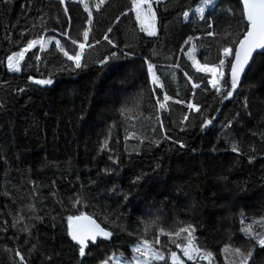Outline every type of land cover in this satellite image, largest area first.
Returning a JSON list of instances; mask_svg holds the SVG:
<instances>
[{"label": "trees", "instance_id": "obj_1", "mask_svg": "<svg viewBox=\"0 0 264 264\" xmlns=\"http://www.w3.org/2000/svg\"><path fill=\"white\" fill-rule=\"evenodd\" d=\"M201 2L158 0L150 36L130 16L132 0H105L99 9V0H0V264H19L16 250L28 264H100L130 256L141 239L172 264L170 252L180 249L155 237L187 225L196 245L212 253L196 264L236 260L225 246L254 247L250 264H264V248L244 231L264 233V53L229 99L216 94L187 48L202 65H215L220 48L244 30L243 7L212 0L200 16ZM31 40L43 43L25 52L20 71H9L7 57ZM57 40L69 54L79 50L72 40L85 43L87 67L76 69ZM49 78L51 85L35 83ZM228 81L226 65L221 87ZM205 118L212 123L201 128ZM130 132L147 139L126 140ZM81 213L113 233L83 258L67 228V217ZM20 215L43 218L24 221L31 236L12 226ZM184 235L176 242L185 243Z\"/></svg>", "mask_w": 264, "mask_h": 264}, {"label": "snow or ice", "instance_id": "obj_2", "mask_svg": "<svg viewBox=\"0 0 264 264\" xmlns=\"http://www.w3.org/2000/svg\"><path fill=\"white\" fill-rule=\"evenodd\" d=\"M63 2L64 0H61V3ZM202 2L211 4L212 0H202ZM104 3L105 0H99L96 8L99 9L100 6ZM152 4L153 0H132L131 10L135 11L137 21H140L141 23V30L146 31L150 36H155V11L153 10ZM85 9H88L87 4H85ZM65 11H67V9H65ZM201 11H203V9H201ZM230 11L231 10H228V13H230ZM123 15H127V13H124ZM183 15L188 16V13L184 12ZM89 16H91V11H89ZM241 22L244 25L243 32L238 34L236 39H233L227 45L222 46L217 65H213L211 67L205 65L202 69L200 68L199 63H197L196 65L198 70L206 71L211 74L212 78L208 80V83L212 86L213 89H215L216 94L221 95L224 100L229 99L233 95V92L238 87L241 74L245 72V68L246 66H249V62L251 60H254L253 54L258 49L264 50V0H243ZM208 26L209 28H211L212 24L209 23ZM108 31L111 32V28H109ZM206 34L209 37H214L217 35V33L213 31H209ZM88 37L89 31L85 30L83 32L84 40L87 41ZM104 39L114 47L116 46L107 35H105ZM71 42L73 45L78 44L79 50L74 54H69L68 51H65L60 46L59 40L56 41V46L60 47V50L63 52L64 56L67 57L69 61L73 62L76 69L87 67L86 63H82V59L84 57V49L86 47L85 43H78L77 40H72ZM38 43L42 45L43 41L31 40L22 51L8 56L7 67L9 71H20V61L23 59L25 52L35 47ZM88 46L91 47V45ZM112 56H115V53H113ZM107 62V59L100 61L101 64H105ZM226 65L230 68V81L226 82L224 88H222L220 81L221 79H223L224 73L221 71V69H223ZM152 70L153 66L149 64L148 71L152 73ZM156 82L157 81L155 78V74L153 73V83ZM35 83L41 85H51L53 81L51 78H49L37 80L35 81ZM199 87V84H193V88ZM168 99L170 98L165 95L164 100ZM160 107L163 108L164 104H160ZM188 108L194 109L197 113L201 111L200 106L195 104H188ZM183 119L184 122H187L189 120V117L185 115ZM211 123V119L205 118L201 124V128H205ZM131 138H136L141 144H143L147 139V137L141 138L137 136L135 132H130L125 137L126 140ZM164 139L171 140V137H168L165 134ZM174 142L180 143L179 141ZM149 143H154L156 146H159L160 141L152 140L149 141ZM107 146V142H105L102 148H107ZM180 147H184V145L180 143ZM232 150L234 152H237L238 148L233 147ZM110 159H113L114 163L118 162V158L116 157H110ZM33 191L35 193V189ZM52 195H55V193H52ZM81 202L82 201L79 196L74 200L75 204H80ZM28 210L34 213L35 206L30 205L28 207ZM33 219L42 221L43 218L37 215L27 217L24 215H20L17 220H14L12 226L15 227L16 224H22L23 226L21 227L20 231L25 233L26 236H31L32 225L25 224L24 221ZM67 222L68 235L71 236V239L75 241L76 245L78 246V252L81 258L88 255V252L86 250L89 249L90 244H95L97 242L98 237H102L103 239H110L113 236V233L111 231L102 228L100 224L96 222V220H94L91 216L85 215L84 213H81L80 215H69L67 217ZM244 231L256 241L260 248H264V233L253 234L250 227L244 229ZM194 233L195 228L192 225L180 227L179 230L175 232H167L164 229H160L159 234L155 237L154 243L157 245L160 244V236H167L169 242L175 244L176 248L182 251L187 260L193 261L194 264H196L198 260L210 261L212 253L204 252L200 247L196 245ZM182 234H186L183 236L185 243H177L176 240L179 239ZM129 235H132V233H129ZM25 242H27V240H25ZM33 248H35V245H33ZM134 251L137 255H134L131 260L125 261V264H152V261L154 260L165 261V264H167L164 253L158 251L155 247H153V243L148 241L147 239H141L140 242L136 245ZM223 251L237 258L236 260L228 259L227 264H250L255 248L253 247L251 250L245 252L242 251L241 248L233 249L231 246H225ZM15 256L19 257V264H28V261L25 260L24 255L21 254L19 250H16ZM48 259L50 260L51 257H49ZM170 259L172 261V264H184V261L177 255L175 251L170 252ZM113 260L114 257L110 256L108 259L102 261V264H110V262ZM115 264H121L120 260L115 259Z\"/></svg>", "mask_w": 264, "mask_h": 264}, {"label": "rangeland", "instance_id": "obj_3", "mask_svg": "<svg viewBox=\"0 0 264 264\" xmlns=\"http://www.w3.org/2000/svg\"><path fill=\"white\" fill-rule=\"evenodd\" d=\"M158 0H156V2H157ZM205 5H208V4H206V3H202V4H200L199 5V9H200V11H199V13L200 14H202L203 13V11H201V8H203ZM152 7H153V4H152ZM154 10V9H153ZM155 11V10H154ZM130 16H132V18H133V20L137 23V24H139L140 26H141V23H140V21H137V19H136V13H135V11H133L132 10V12L130 13ZM154 25H155V31H156V33H157V26H156V17H155V20H154ZM146 32V31H145ZM147 33V32H146ZM148 34V33H147ZM188 49V51H187V55H188V57H189V59L191 60V62H192V64L194 65V67L197 69V63H199V60L195 57V54H194V51H195V48L194 47H188L187 48ZM220 50H221V48H220ZM219 50V51H220ZM218 64V62L215 64V65H217ZM199 65H200V68L202 69L205 65H202L201 63H199ZM207 66H209V67H211V66H213V65H207ZM198 70V69H197ZM202 71V70H201ZM221 71L224 73V75H225V67L223 68V69H221ZM210 78H212V76H211V74L210 73H208V72H206V71H204ZM223 79H221V81H222ZM221 81H220V83H221ZM137 245V244H136ZM136 245H134L133 247H132V252H131V254H130V256H122L121 254H119V255H113V257H114V260L113 261H111L110 262V264H115V259H119L120 260V262H121V264H125V261H129V260H131L132 258H133V256L134 255H137L136 253H135V251H134V249H135V247H136ZM154 247V246H153ZM158 250V249H157ZM158 251H160V250H158ZM160 252H162V251H160ZM176 253H177V255L184 261V264H186V262H188L189 260H187V258L183 255V253H182V251L180 250L179 252L178 251H176ZM165 255V254H164ZM170 256V255H169ZM165 257H166V255H165ZM147 258V257H146ZM170 258V257H169ZM153 262H157V261H152V263ZM100 264H102V263H100ZM200 264V263H199Z\"/></svg>", "mask_w": 264, "mask_h": 264}, {"label": "water", "instance_id": "obj_4", "mask_svg": "<svg viewBox=\"0 0 264 264\" xmlns=\"http://www.w3.org/2000/svg\"><path fill=\"white\" fill-rule=\"evenodd\" d=\"M240 2H241V4H242V6H243V0H239ZM261 53H264V50H257L253 55H254V60H255V58H256V56L258 55V54H261ZM254 60H251L250 62H249V66H246V68H245V72L244 73H242L241 74V77H240V81L241 80H243L244 78H245V76H246V74H247V72H248V70L250 69V67L252 66V64H253V62H254ZM88 216H90V215H88ZM92 217V216H91ZM94 220H96L94 217H92ZM96 222L98 223V224H100L97 220H96ZM100 226L102 227V228H104L101 224H100ZM106 229V228H105ZM107 230V229H106ZM70 238H71V236H70ZM99 239H103L102 237H98L97 238V241L99 240ZM72 240V239H71ZM73 241V240H72ZM74 243H75V241H73ZM97 243V242H96ZM95 243V244H96ZM76 244V243H75Z\"/></svg>", "mask_w": 264, "mask_h": 264}, {"label": "crops", "instance_id": "obj_5", "mask_svg": "<svg viewBox=\"0 0 264 264\" xmlns=\"http://www.w3.org/2000/svg\"><path fill=\"white\" fill-rule=\"evenodd\" d=\"M155 2H156V0H153V9L155 10V17H156V26H157V13H156V7H155ZM203 2H201V3H199L197 6H196V8H195V12L198 14V15H203L204 13H205V10H206V6H204L203 8H201V9H203V13L202 14H200L199 13V11H200V9L198 8L199 7V5L200 4H202ZM204 4V3H203ZM242 5V4H241ZM243 7V6H242ZM132 11V10H131Z\"/></svg>", "mask_w": 264, "mask_h": 264}, {"label": "flooded vegetation", "instance_id": "obj_6", "mask_svg": "<svg viewBox=\"0 0 264 264\" xmlns=\"http://www.w3.org/2000/svg\"><path fill=\"white\" fill-rule=\"evenodd\" d=\"M98 242V241H97ZM97 244V243H96ZM96 244H93V245H96Z\"/></svg>", "mask_w": 264, "mask_h": 264}]
</instances>
